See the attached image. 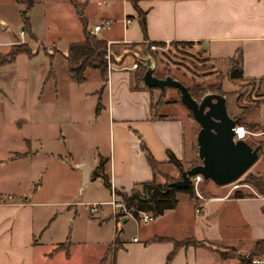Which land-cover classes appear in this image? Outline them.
Returning a JSON list of instances; mask_svg holds the SVG:
<instances>
[{
    "label": "crops",
    "instance_id": "obj_1",
    "mask_svg": "<svg viewBox=\"0 0 264 264\" xmlns=\"http://www.w3.org/2000/svg\"><path fill=\"white\" fill-rule=\"evenodd\" d=\"M135 2L144 15L146 40L127 0H33L26 17L37 44L29 41L27 45L36 53L41 46L47 49L39 38L40 31L45 34L48 29L46 7L50 5L57 6L54 13L58 18L56 22L51 19L55 31L81 34L69 44L83 40L82 22L86 32L107 22L109 25L93 36L111 48L137 44L139 50L147 43H190L208 62L212 76L221 75L223 92H235L236 84L255 81L256 90H261L256 100L261 103L246 109L241 118L245 124L260 127L257 137L264 136V0ZM43 4L42 10L36 11ZM23 9L14 0H0V55L7 54L16 40L26 38L25 32L19 37L24 30L19 18ZM237 51L241 54L242 81L226 77L228 61ZM19 56L32 59L20 54L9 65ZM140 60V64L145 62ZM134 65L132 56L124 57L108 67L105 82L97 71L93 75L86 70L80 85L71 80L66 68L69 86L74 84L73 90H79V106L87 103L91 109V102L95 107L98 104L97 112L92 111L96 122L101 118L99 130L97 125H78L67 131L55 128L49 140L41 138L35 147L29 139L24 140V149L0 160V168L18 163L24 166L15 175L0 170V264H166L171 253L167 264H241L238 257H246L256 242L264 240V197L246 184L233 191L203 180L191 198L176 193L174 209L137 225L135 236L124 237L129 217H114L106 204L110 190L99 175L105 177L111 190L127 193L152 179L158 185L179 180V170L168 161L167 153L180 163L181 170L196 165L189 155L180 106L173 99L172 91L176 90H148L142 82L135 85ZM52 70V77L47 72L43 78L44 85L47 80L57 84V71ZM232 99H226L227 113L236 117L241 111ZM37 102L34 106L41 116L46 109L66 116L71 111L69 106L58 104L55 96L40 95ZM230 105L234 106L233 116ZM137 136L157 163L158 175L154 177L139 150ZM256 174L264 179V169ZM65 177L71 179V185L65 184L69 179ZM16 178L23 180L21 186L15 184ZM36 180L38 184H34ZM14 184L17 186L12 187ZM235 192L245 196L235 198ZM91 203L100 204L93 218L87 210ZM184 241L202 244L174 247V243ZM216 249L231 250L236 257L222 259ZM251 261L264 264V252Z\"/></svg>",
    "mask_w": 264,
    "mask_h": 264
},
{
    "label": "rangeland",
    "instance_id": "obj_2",
    "mask_svg": "<svg viewBox=\"0 0 264 264\" xmlns=\"http://www.w3.org/2000/svg\"><path fill=\"white\" fill-rule=\"evenodd\" d=\"M43 6L44 4L38 6L36 11L40 12ZM56 9L57 6L55 5L46 7V14L49 16L47 23L48 29L45 30V34L42 30L40 31L41 36L39 40L48 49L49 53H52L53 61L51 62V67L57 71V84L54 85L50 80H47L45 85L43 84V78L49 71V60L41 49L37 51L31 60H27L24 56H19L13 65L0 67V160L2 161H5L8 157H12L16 152H20L24 149V140L29 139L32 143L31 145H34V147L37 140L41 138L49 140L47 138H50V133H53L55 128H61L64 131H67L68 128L73 126L77 127L78 125L80 127L88 125L93 128L97 125V129L99 130L100 128L98 126H100L101 118L96 122L94 111H92V108L93 110L96 109L94 102H91V109L90 104L87 103L80 107V102L77 98L79 90H73L76 86L72 84L70 87L66 79V66L62 55L65 53L67 45L70 42L78 40L81 34L73 30L65 32L57 29L55 31L52 26L54 22H56L55 19L57 20L58 18L57 13H54ZM23 43L28 44L29 41L23 37L14 42V44ZM52 45H55L54 47H57L60 52L57 53L53 50L51 52L50 48ZM110 51L115 62L112 64L108 63V67L117 65L118 61L123 60L126 56H132L135 63H140V58L145 59L147 63L148 52L155 64L153 76L160 78L169 76L187 87L195 88L196 86L197 88L201 87V89L204 88L205 90L219 88L222 93L227 94L225 103L227 98L234 97L235 100L232 99L230 102H233L234 106L240 109L241 113L236 117L230 118L239 119L243 124L244 122L241 118L243 112L246 111V109L253 108L255 103L259 101L256 100V98L259 93H261V90H256V84L253 85V88L250 87V84H236L238 88L235 92H223L221 75L212 76L213 72L208 62L203 59L200 52L191 45L174 46L168 44L150 46L147 52L146 48L143 46L140 47L139 50L133 47L115 46L112 47ZM106 59H108V56ZM89 71L93 73V75L96 74V71ZM172 93L173 99L179 104L180 111L182 112L181 115L187 141L191 147L189 155L190 157L193 156L195 160L194 164H198L195 145V136L198 131V126L192 120L188 110L180 104L178 93L176 91H172ZM40 95L44 97L51 96L52 99L55 96L58 100V104L69 106L71 109V111H69L70 114L66 116L58 111H54V109H46L43 116H41L40 113H37L36 107L34 106L38 104L37 98ZM234 106L230 105V116H233L235 113L232 108ZM237 126L241 127L247 133L243 141L249 146L252 148L256 145L261 146V148L264 147V136H256L258 132H260L258 128H248L242 125L240 126V124ZM23 168V164L18 163V165H7L5 168H0V170L5 169V174L9 176L21 173ZM263 169L264 154L261 151L257 161L236 182L239 184H246L245 181L250 175H256V172H260ZM65 173H63L64 176ZM59 174H62V171H59ZM12 179L13 178H11V180ZM69 179H65V184L67 186L72 184L71 179ZM14 180L15 184L18 183V185L21 186L23 180H20V178ZM203 182L206 181L203 180ZM34 184H38V181L36 180ZM14 185H12V187L17 186ZM230 186L231 185H227V189H229ZM126 194L128 195L129 192ZM128 219V223L124 227L125 238L135 236L136 226L142 225V223L139 224L131 217Z\"/></svg>",
    "mask_w": 264,
    "mask_h": 264
},
{
    "label": "trees",
    "instance_id": "obj_3",
    "mask_svg": "<svg viewBox=\"0 0 264 264\" xmlns=\"http://www.w3.org/2000/svg\"><path fill=\"white\" fill-rule=\"evenodd\" d=\"M16 3H19L24 6V9L19 12V18L24 26L23 32L26 33V39L30 42L36 43L35 37L30 33L29 31V24L28 19L26 17L27 11L32 7L33 0H14ZM71 2V0H69ZM130 5L132 6L133 10L135 11L137 18H138V24L142 33L143 40H146V34H145V26H144V15L141 13L138 8L136 7L135 0H127ZM82 32H83V40L81 42L71 43L67 46L65 53L62 55L67 72L71 78V80L76 84L80 85L84 81V72L85 70H95L99 73L100 80L102 82L106 81V75L108 71V63H114L113 55L110 51L111 46H107L106 42L101 41L94 37L93 35H90L88 32H86V24L82 22ZM37 44V43H36ZM164 44L162 43H147L145 45H141L144 48L147 49L150 46H162ZM171 45L174 46H189L190 43H173ZM136 46H139L137 44H130L129 47L136 48ZM42 51L45 55H47L49 60V71L47 76L52 77L53 76V70L51 67L52 62V53H49L47 49H45L43 46H41ZM60 52L55 47H51L50 51L52 52ZM25 55L28 58L33 57L36 54V50H31L26 43L23 44H13L9 47V50L7 54L0 55V67H3L5 65L11 64L16 56L18 55ZM106 56H108V59H106ZM148 61L146 63L145 67H142L140 63H135V71L133 73L132 79L133 83L135 85L139 84L142 79V75L145 72L146 68L150 66V62H153L154 60L150 57L149 53L147 52ZM154 63V62H153ZM155 66V64H154ZM154 73V71H153ZM152 73V75H153ZM156 79H163L160 77L154 76ZM226 77L228 80H237L242 81V71H241V54L239 51H237L234 56L229 59L228 61V71L226 73ZM173 79V78H172ZM175 80V79H174ZM245 84H250L253 88V85L255 84V81H248ZM145 87V86H144ZM187 91L190 95V97L198 102L204 95L206 94H216L223 97H227V94L222 93L220 89H209L205 90L204 88L201 89V87H187ZM146 88V87H145ZM148 90H152L149 88H146ZM165 89V88H164ZM163 89V90H164ZM158 90V89H156ZM162 91V90H161ZM178 93V92H177ZM261 101H258L255 103L254 107L259 106ZM99 106L96 105L95 112H97ZM238 124L240 126H245L248 128H260L257 125L252 124H243L240 122L239 119ZM138 144H139V150L141 154L143 155L148 167L150 168L152 172V176L158 175L157 170V163L154 161L146 147L144 146L141 138L137 136ZM258 149L257 154L259 155L262 151L261 146L256 145L255 146ZM168 161L177 169L181 170L180 163L172 156V154L167 153ZM99 167H101V163L99 164ZM102 184L104 187H106L108 190H110V186L107 183V180L102 175H99ZM173 182V180H166L162 185H158L155 183V181L152 179L149 182L141 183L138 185L137 188H133L129 191V194L122 192H117L113 190L114 195L119 199L121 202L123 208L129 212L130 216L133 220H137V214L138 213H147L149 214L152 219L157 218L158 216L162 215L164 211L172 210L174 209L176 205V193H183L186 194L188 197L193 196V188L191 183H189V186L185 190H177L174 188H169L167 191L165 190L166 185ZM245 183L250 186L258 195L264 197V179L261 178L259 175H250L248 179L245 181ZM235 198H243L245 195L239 192H235L233 195ZM120 213H117L114 215L115 218L118 219L120 216ZM115 242L117 239L114 240ZM202 243H196L194 241H184L180 243H174V247L179 246H189V245H197ZM219 257L222 259L232 258L236 257L235 253L231 250L228 251H220L215 250ZM261 252H264V240L256 242L254 244V247L252 251L246 256V257H238V260L241 264H251L252 257L257 256ZM172 257V253L167 257L166 264L169 262V260Z\"/></svg>",
    "mask_w": 264,
    "mask_h": 264
},
{
    "label": "water",
    "instance_id": "obj_4",
    "mask_svg": "<svg viewBox=\"0 0 264 264\" xmlns=\"http://www.w3.org/2000/svg\"><path fill=\"white\" fill-rule=\"evenodd\" d=\"M141 66L145 67L146 61ZM153 70L154 63L150 62L142 75L143 85L149 89L176 90L180 104L188 110L198 126L195 136L198 164L180 170L179 180L166 185L165 190H185L189 186V180L195 176H200L202 180L210 181L218 187L236 182L257 161L258 149L252 148L243 140L233 139V129L238 125V120L228 116L225 97L206 94L196 102L180 82L169 76L156 79L152 75ZM86 173L87 169L84 170V179Z\"/></svg>",
    "mask_w": 264,
    "mask_h": 264
},
{
    "label": "built area",
    "instance_id": "obj_5",
    "mask_svg": "<svg viewBox=\"0 0 264 264\" xmlns=\"http://www.w3.org/2000/svg\"><path fill=\"white\" fill-rule=\"evenodd\" d=\"M125 23L128 24L129 21L125 20ZM109 24L107 22L95 25L92 27V29L90 31H88V33L90 35H94L97 32H99L103 27H107ZM24 35L23 31L19 32V37L21 38ZM152 48V47H151ZM107 58V56H106ZM136 67L135 65L133 66V68ZM234 140H243L245 138V135L247 134L241 127L235 126L234 129ZM202 179L200 176H195L193 178H191L189 180V183H191L193 190L195 189L196 185L201 182ZM231 186V190L236 191L239 190L241 187H243L242 184H239L237 182H234L232 184H230ZM108 206L111 207V209L114 211V215H116L117 213H120L121 215L118 217L122 218V217H131L129 212L126 211L121 202L119 201V199L114 195L113 190L110 189V201L108 203H106ZM100 207L99 203H91L87 205V210H88V215L90 218H93L97 215L98 213V208ZM196 213L199 212V209L195 210ZM132 218V217H131ZM138 223H148L150 221H152V217L147 214V213H138L137 214V220H134ZM133 242H135V239L132 240ZM251 264H258V262L256 261H251Z\"/></svg>",
    "mask_w": 264,
    "mask_h": 264
}]
</instances>
